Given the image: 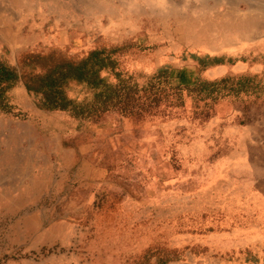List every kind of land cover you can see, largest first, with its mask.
Here are the masks:
<instances>
[{"label":"rangeland","instance_id":"obj_1","mask_svg":"<svg viewBox=\"0 0 264 264\" xmlns=\"http://www.w3.org/2000/svg\"><path fill=\"white\" fill-rule=\"evenodd\" d=\"M6 9L15 17L5 14V35L17 38L5 54L17 67L30 53L79 61L127 46L119 67L139 81L165 64L195 72L190 54H209L245 62L203 78L264 82V29H251L264 21V0H0ZM12 94L13 112L0 118L81 146L83 172L78 180L79 162L70 164L52 200V240L1 233L0 264H264V97L136 99L132 112L81 121L39 109L23 82ZM68 94L88 91L72 83Z\"/></svg>","mask_w":264,"mask_h":264},{"label":"trees","instance_id":"obj_2","mask_svg":"<svg viewBox=\"0 0 264 264\" xmlns=\"http://www.w3.org/2000/svg\"><path fill=\"white\" fill-rule=\"evenodd\" d=\"M130 47L113 46L92 50L79 61H73L54 54H27L19 67L6 57L8 49H0V114L13 112L12 90L19 82L29 95L38 98L39 109L46 112L68 114L74 120L98 118L118 110L135 109L137 100H147L151 104L161 101H178L182 104L187 96L201 98L264 97V82L257 76H225L214 80L202 77L208 69L232 66L245 59L225 55L190 54L196 62L195 72H173L169 64L157 68L144 81L137 76L124 73L119 67V58ZM39 70V72H34ZM104 76L103 74H109ZM72 83L83 85L88 95L81 100L69 96ZM170 103V102H168ZM162 261L160 264H166Z\"/></svg>","mask_w":264,"mask_h":264},{"label":"crops","instance_id":"obj_3","mask_svg":"<svg viewBox=\"0 0 264 264\" xmlns=\"http://www.w3.org/2000/svg\"><path fill=\"white\" fill-rule=\"evenodd\" d=\"M6 13L12 21L15 17L12 9L0 10V45L12 50L17 37L14 33L5 35L10 28H6L9 22L4 18ZM263 22L258 21L253 31L263 30ZM250 34L254 36L255 33ZM20 102L18 104L22 105ZM23 105L28 111L27 104ZM40 134L32 124L0 118V235L7 233L15 239L13 234L18 235L17 232L22 235L33 231L35 236L52 240V233L48 235L50 238L46 237L47 225H53L55 219L52 200L62 196L69 180L70 164L76 160L79 172L74 176L81 180V146H64L62 134L59 137L61 142L54 141L57 137L53 132ZM9 235L8 238L11 237Z\"/></svg>","mask_w":264,"mask_h":264},{"label":"bare ground","instance_id":"obj_4","mask_svg":"<svg viewBox=\"0 0 264 264\" xmlns=\"http://www.w3.org/2000/svg\"><path fill=\"white\" fill-rule=\"evenodd\" d=\"M163 2V1H162ZM253 6V5H252ZM236 8V7H235ZM212 9H214V8H212ZM256 9V8H255ZM230 10V9H229ZM257 10V9H256ZM188 11V10H187ZM252 12V11H251ZM256 12V11H255ZM215 13V12H214ZM216 13H217V11H216ZM225 13V12H224ZM219 14V13H218ZM260 14V13H259ZM216 15V14H215ZM227 15V14H226ZM179 17V16H178ZM183 17V16H182ZM205 17V16H204ZM209 17V16H208ZM239 19V18H238ZM180 20H181V18H180ZM183 20V19H182ZM245 20V19H244ZM209 21V20H208ZM239 22V21H238ZM241 22V21H240ZM203 23V22H202ZM260 24V23H259ZM193 25V24H192ZM255 26H256V24H255ZM189 27V26H188ZM194 27V26H193ZM262 27V26H261ZM248 28V27H247ZM257 28V27H256ZM259 28V27H258ZM191 29H192V27H191ZM251 29H253V28H251ZM256 30V29H255ZM248 31V30H247ZM248 33V32H247ZM256 34V33H255ZM241 36V35H240ZM255 36V35H254ZM246 38V37H245ZM249 38V37H248ZM229 40V39H228ZM225 42H226V40H225ZM239 43V42H238ZM241 43V42H240ZM230 44V43H229ZM211 45H213V44H211ZM214 46V45H213ZM207 47V46H206ZM206 49V48H205ZM215 49H216V47H215ZM24 128V127H23ZM22 128V129H23ZM26 132V131H25ZM29 132V131H28ZM16 133V132H15ZM31 133V132H30ZM31 135V134H30ZM17 136V135H16ZM13 187V186H12ZM3 197H5V196H3ZM262 215V214H261ZM224 243V242H223Z\"/></svg>","mask_w":264,"mask_h":264}]
</instances>
